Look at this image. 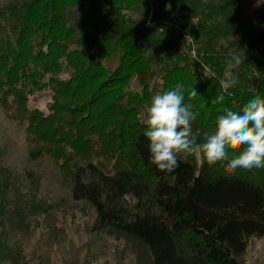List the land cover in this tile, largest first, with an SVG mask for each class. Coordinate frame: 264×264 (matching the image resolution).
<instances>
[{
	"label": "trees",
	"instance_id": "trees-1",
	"mask_svg": "<svg viewBox=\"0 0 264 264\" xmlns=\"http://www.w3.org/2000/svg\"><path fill=\"white\" fill-rule=\"evenodd\" d=\"M170 1L0 7V109L25 127L28 159L55 162L73 200L95 210V229L135 239L149 264H243L250 240L264 238V168L232 175L227 161L209 166L182 155L175 171H160L150 163L143 114L154 95L194 87L198 95L189 100L186 91L184 103L198 113L193 133L205 142L224 109L241 112L250 99H264V44L254 45L235 70L239 83L213 104L229 57L170 59L158 29L136 27L145 15L161 18ZM253 67L261 70L247 75Z\"/></svg>",
	"mask_w": 264,
	"mask_h": 264
},
{
	"label": "rangeland",
	"instance_id": "rangeland-1",
	"mask_svg": "<svg viewBox=\"0 0 264 264\" xmlns=\"http://www.w3.org/2000/svg\"><path fill=\"white\" fill-rule=\"evenodd\" d=\"M222 1L171 0L161 18L145 15L136 27L155 22L164 41L161 53L169 50L170 59L182 56L181 33L194 40L200 62L224 60L230 52L249 59L254 45L264 44V0ZM13 2L0 0V7ZM260 70L253 67L247 75ZM47 101L38 103L41 109ZM95 223V210L73 200L69 178L55 162L28 159L25 127L0 109V264L150 263L138 241L98 231ZM243 264H264V238L250 240Z\"/></svg>",
	"mask_w": 264,
	"mask_h": 264
},
{
	"label": "clouds",
	"instance_id": "clouds-1",
	"mask_svg": "<svg viewBox=\"0 0 264 264\" xmlns=\"http://www.w3.org/2000/svg\"><path fill=\"white\" fill-rule=\"evenodd\" d=\"M245 59V56L229 53L223 78L219 81L223 91L213 104L222 103L224 93L239 83L235 70ZM186 91L189 100L198 95L194 87L185 89L177 84L172 90L154 95L143 114L151 164L160 171L171 173L179 167L180 156L194 155L209 166L227 161V170L232 175L240 169L264 168V99L259 96L250 99L241 112L224 109V114L217 119L214 134L198 143L192 128L198 113L192 111V104L184 103ZM206 105L207 100H203L201 107ZM230 150L238 155L230 158Z\"/></svg>",
	"mask_w": 264,
	"mask_h": 264
},
{
	"label": "built area",
	"instance_id": "built-area-1",
	"mask_svg": "<svg viewBox=\"0 0 264 264\" xmlns=\"http://www.w3.org/2000/svg\"><path fill=\"white\" fill-rule=\"evenodd\" d=\"M197 21L198 19L195 20V22ZM149 27L157 28L155 27V22L150 23ZM181 34L185 39V43H186V47L184 45L185 43L180 46V51H182L181 53L186 54L191 60L196 61L197 60L196 58H198V54L196 53L194 40L191 37L185 35L184 33Z\"/></svg>",
	"mask_w": 264,
	"mask_h": 264
}]
</instances>
